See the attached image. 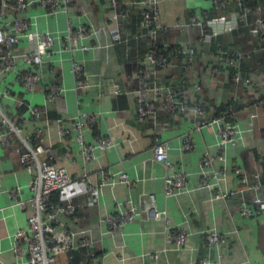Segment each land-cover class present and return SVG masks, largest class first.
Returning <instances> with one entry per match:
<instances>
[{"label":"crops","instance_id":"1","mask_svg":"<svg viewBox=\"0 0 264 264\" xmlns=\"http://www.w3.org/2000/svg\"><path fill=\"white\" fill-rule=\"evenodd\" d=\"M120 2L132 7L130 16L120 20L124 36L129 37L126 44L114 43L109 31L103 29L112 23L104 0H66L55 14H48L45 7L33 2L23 11L30 29L54 32L59 39L41 64L29 65L19 60L17 67L21 71L41 70L42 80L35 91H27L16 78L18 68L0 75V104L5 105L8 117L23 116L22 136L26 141L50 146L55 166L84 177L65 190L54 192L52 202L77 205L73 215L59 213L55 224L59 229L72 231L74 241L89 237L93 244L60 254L57 264H88L91 253L102 256L106 264H198L200 260H205V264H264V192L260 213L249 217L240 214L238 196H214L216 188L230 190L240 186L235 166L264 167V107L240 110L238 138L221 152L220 158L216 157L220 141L216 123L194 131L193 147L182 149L183 135L194 123L192 108L196 101L206 104L211 117L234 93L241 92L232 83L225 65L217 79L211 68L218 47L251 49L257 45L256 15L244 17L239 13L236 18L231 17L236 28L244 29L237 35L231 30L201 39L189 25L190 17L203 10L211 18L226 12L218 14L213 10L211 0H162L161 20L172 26L183 20L184 25L160 33L159 49L168 55L175 47L181 52L174 57L173 70L155 76L144 66L143 75L149 81L156 78L172 86L183 103L176 113L160 110L154 117L139 120L132 91L139 84L137 73L148 43L142 36V0ZM2 3L1 0L0 19L6 22L15 12L8 9L2 16ZM81 24L95 30L83 40L90 47L71 50L69 29ZM238 40L251 47L236 44ZM28 44L27 37H21L18 50L26 51ZM188 51L195 58L190 70L185 68ZM74 62L82 66L85 82L80 86L72 69ZM243 63L245 73L252 79V95L257 96L263 92L264 51L243 59ZM105 82L118 84L123 93L112 96L102 92ZM51 84H59L64 92L47 101L45 86ZM33 106L41 110L38 119L31 117L28 108ZM251 111L258 114L253 120L248 118ZM84 114L94 116L93 121H83L82 131L84 142L96 145L91 160L84 159L75 129L76 121ZM35 128L42 129L39 139L34 135ZM5 129L7 124L0 117V130ZM60 129L67 133L60 135ZM102 138L110 140L108 146L100 144ZM159 142L169 144L168 169L154 159L153 147ZM208 155L214 157L213 169L219 172V178L203 185L201 170ZM174 171L188 173L187 189L167 195L164 177ZM122 174H127L130 181H124ZM32 177L33 172L22 165L19 153L11 146L0 145V187L4 190L0 194V264L18 262L13 242L18 229L28 227L31 209L13 202L29 200ZM7 189L14 191V198L8 196ZM121 212H128L133 218L114 230L106 219ZM176 227L188 233L187 243L181 248L175 241H168V234ZM210 229L224 234L225 241L220 245L207 241L206 231Z\"/></svg>","mask_w":264,"mask_h":264},{"label":"built area","instance_id":"2","mask_svg":"<svg viewBox=\"0 0 264 264\" xmlns=\"http://www.w3.org/2000/svg\"><path fill=\"white\" fill-rule=\"evenodd\" d=\"M1 15L4 11L11 9L15 12V16L6 22L0 19V75L6 74L15 70L18 61L21 60L26 64L35 65L41 64L44 55L50 54L55 41L59 39L58 34L43 30H31L27 16L23 11L27 9L33 2L39 3L45 7L48 14H55L61 7V3L66 0H2ZM162 0H142L141 23L144 27L142 36L148 40L147 50L144 59L141 60V67L137 73L139 81L138 86L132 91L135 95V110L139 120L146 117H154L158 111L163 110L168 113H176L183 103L180 98L174 94L172 86L162 83V80L154 78L149 81L143 75L144 66L149 67L151 73L155 76L161 73L171 71L175 68V55L180 54L181 48H176L172 53L165 54L157 50L159 35L162 32H167L174 26L184 25L183 20L176 21L173 26L163 22L160 18L159 4ZM108 7V14L112 19V23L108 27L104 26L111 34L114 43L126 44L129 43V37L124 36L120 24L121 19H126L131 13V4L128 2L121 3L120 0H104ZM213 10L227 11L226 14L211 18L206 10L194 13L188 23L193 26L198 36L203 39L206 36L217 35L223 31H231L236 29V23H233L231 17L236 18L237 14L247 16L252 13L256 15L255 28L258 35L257 46L251 49L232 48L225 49L218 47L214 55V65L211 68V74L214 78H218L221 72V66L225 65L228 68L232 83L236 87L241 88L240 93H234L230 101L225 103L224 108L219 115L208 116L207 106L205 103L196 101L193 105L194 123L188 132L183 137L182 149L190 150L193 147V132L210 123H216L219 134V145L216 151V157L222 156V151L231 143H234L239 135L237 126V116L240 113L238 103L242 102L243 108L247 110L252 106L264 107V79L262 80L263 92L262 95L254 96V101H251L250 94L252 79L245 73L242 68V59H249L257 52L264 51V12L261 6L252 8L247 0H211ZM236 8H239L238 11ZM1 18V17H0ZM95 32L94 29L86 25H79L76 29H69L68 48L86 50L90 46L84 43L83 40L88 38ZM26 36L28 39V49L26 51L18 50L20 38ZM194 55L191 51L187 52L185 68L190 70L194 64ZM72 69L76 74L78 86L84 84V79L81 77L82 66L76 62L73 63ZM43 77L41 70L32 71L30 69L21 71L18 68L17 80L27 91H35ZM46 100L51 101L64 92V89L59 84H51L45 86ZM102 92L112 96H118L123 93L120 86L114 82L103 83ZM5 105L0 104V117L6 122L7 129L0 130V145L11 146L19 153L22 165L33 172V177L30 183L32 195L29 200H17L13 204L19 205L21 208L31 209V215L28 219V227L18 229L15 234L13 247L16 253L15 264H57V257L66 252H70L76 248L90 247L93 242L89 237H81L77 241L73 240L74 233L67 228H58L56 216L59 213L73 215L77 208L71 202L66 204H58L52 202V194L55 191L65 190L67 187L77 182L79 177L70 174L66 168L55 166L52 161L51 147L41 143L35 145L29 144L22 136V119L23 116H18L17 119L10 118L5 113ZM31 117L38 119L41 117V110L37 106L28 108ZM248 118L253 120L258 114L251 111L248 113ZM75 123V129L78 132L77 138L81 145L83 157L85 160H91L94 157V149L96 145L87 144L83 138V121H93L94 116L87 114L80 115ZM36 139L42 137V129L35 128L33 130ZM66 129H60L59 134L65 135ZM102 146H108L110 140L100 139ZM167 142L156 143L153 147L154 159L163 165L166 169L171 166L168 159ZM42 154H45L42 155ZM213 156L208 155L203 159L202 181L203 185H207L210 179L218 180L219 172L213 169ZM206 168V169H204ZM234 173L240 186L236 189L223 190L216 188L214 196L216 198H229L238 196L240 200L239 212L244 216H255L261 211L264 192V167L254 166L251 169H244L239 166L234 167ZM85 176V175H84ZM124 181H130L127 174H122ZM188 173L185 171H174L166 174L164 177V190L167 195H173L183 192L187 189ZM93 190V187H89ZM4 190L0 187V194ZM10 198H14L13 190H5ZM1 210V207H0ZM133 215L128 212H121L116 215H108L107 221L114 230H119L122 224L130 221ZM206 239L212 244H221L225 241V235L210 229L206 231ZM188 233L182 227H176L168 234V241H175L179 248L186 245ZM26 256V259H24ZM88 264H106L103 257L91 253ZM198 264H205V260H200Z\"/></svg>","mask_w":264,"mask_h":264},{"label":"trees","instance_id":"3","mask_svg":"<svg viewBox=\"0 0 264 264\" xmlns=\"http://www.w3.org/2000/svg\"><path fill=\"white\" fill-rule=\"evenodd\" d=\"M247 1H248V4H249L252 8H254V7H256V6H261V7H262V10H263V12H264V0H247ZM0 2H1V0H0ZM237 10L240 11L239 8H237ZM215 11H217L218 14H220V13L223 14L224 12L227 13V11H222V10H215ZM251 15H252V13L248 14L247 16L250 17ZM210 17H211V16H210ZM254 17H255V16H254ZM255 19H256V18H255ZM243 30H244V29H241V28H240V30H239V27H238V28H236V29H233L232 32H233V34H236V35H237V32H238V31L243 32ZM240 37H241V39H244V37H242V36H240ZM239 39H240V38H239ZM256 39H257V41H258V35L256 36ZM243 43H245V42H243V40H238V41H236V44L241 45L242 47H243V46L251 47V46H248V45L243 44ZM256 46H257V45H256ZM256 46H255V47H256ZM159 48H161V46L159 45V42H158L157 50L160 51V52H162ZM174 49H176V47H175ZM165 52H166V51H165ZM165 52H163V53H165ZM262 52H263V51H262ZM257 53H258V52H257ZM165 54H167V52H166ZM243 64H244V63H243V59H242V61H241V65H243ZM243 67H244V66H242V68H243ZM243 70H244V69H243ZM260 95H262V94H260ZM249 96H250L251 101H254L253 95L250 94ZM230 100H231V99H230ZM230 100H228V101H230ZM224 106H225V104H223L221 110L224 108ZM238 108H239L240 110L243 108V104H242V102H239V103H238ZM221 110H220V111H221ZM220 111H219L218 113H216V116L219 115ZM55 192H59V191H55Z\"/></svg>","mask_w":264,"mask_h":264}]
</instances>
